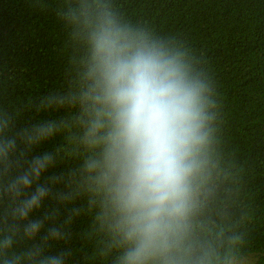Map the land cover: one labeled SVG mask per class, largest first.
Listing matches in <instances>:
<instances>
[{
  "label": "clouds",
  "instance_id": "obj_1",
  "mask_svg": "<svg viewBox=\"0 0 264 264\" xmlns=\"http://www.w3.org/2000/svg\"><path fill=\"white\" fill-rule=\"evenodd\" d=\"M49 7L57 84L0 107V264H264L202 57L122 0Z\"/></svg>",
  "mask_w": 264,
  "mask_h": 264
},
{
  "label": "trees",
  "instance_id": "obj_2",
  "mask_svg": "<svg viewBox=\"0 0 264 264\" xmlns=\"http://www.w3.org/2000/svg\"><path fill=\"white\" fill-rule=\"evenodd\" d=\"M122 2L134 19L184 40L206 62L223 103L225 150L241 169L257 209L253 236L264 241V0ZM51 3L0 0V107L22 103L57 84L62 33ZM42 115L25 111L17 126Z\"/></svg>",
  "mask_w": 264,
  "mask_h": 264
}]
</instances>
